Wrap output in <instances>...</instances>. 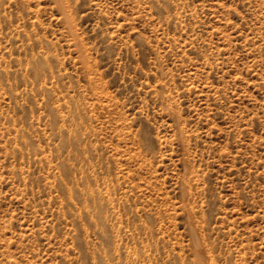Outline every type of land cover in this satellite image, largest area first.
Returning <instances> with one entry per match:
<instances>
[{"label": "rangeland", "instance_id": "374dc122", "mask_svg": "<svg viewBox=\"0 0 264 264\" xmlns=\"http://www.w3.org/2000/svg\"><path fill=\"white\" fill-rule=\"evenodd\" d=\"M0 264H264V0H0Z\"/></svg>", "mask_w": 264, "mask_h": 264}]
</instances>
